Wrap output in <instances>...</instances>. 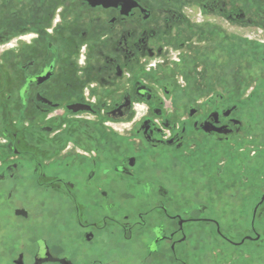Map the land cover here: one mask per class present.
<instances>
[{
    "label": "flooded vegetation",
    "instance_id": "1",
    "mask_svg": "<svg viewBox=\"0 0 264 264\" xmlns=\"http://www.w3.org/2000/svg\"><path fill=\"white\" fill-rule=\"evenodd\" d=\"M28 11L14 38L0 34L20 57L18 120L29 107L51 115L36 127L64 160L45 166L16 143L17 157L35 156L34 181L24 158L0 161V264H149L166 254L190 264L192 233L231 246L260 239L264 192L238 242L216 197L200 195L189 175L202 172L214 188L216 156L247 151L255 119L229 98V67L238 56L244 73L263 75L264 41L253 35L264 31V0H34ZM28 46L35 52L24 60ZM59 75L62 99L48 87ZM236 178L230 169L226 195Z\"/></svg>",
    "mask_w": 264,
    "mask_h": 264
},
{
    "label": "rangeland",
    "instance_id": "2",
    "mask_svg": "<svg viewBox=\"0 0 264 264\" xmlns=\"http://www.w3.org/2000/svg\"><path fill=\"white\" fill-rule=\"evenodd\" d=\"M33 3L34 0H9L5 9L2 8L3 5H0V34H5L11 39L14 38L17 32L16 23L21 18L29 20L31 15L34 14V12L28 11L29 4ZM236 31L240 32L239 30ZM248 34L251 35L250 30ZM253 36L257 40L264 41V31L259 35ZM235 43L233 41L232 46ZM252 44L256 45V43ZM252 44L247 42V47H251ZM15 46L16 43L13 41L7 45L0 44V161L4 162V159H7L6 162H12L17 160V158H24L25 160L22 164L29 166L28 171H31V177L33 168H30V166H36L35 156L28 154L24 157H17L13 151L16 143H18L17 148L19 149L36 152L39 158L38 161H41L45 166L52 164L54 159L56 160L57 158H62L60 162L63 163L64 158L60 155L54 156V152L51 151L52 140L46 135L39 133L36 127L49 122L51 115L40 116L29 107L27 112H24L26 120H18L20 106L16 93L22 83V75L18 67L20 57ZM7 48L8 50L6 51ZM34 52L33 47H26L23 51V59L29 58ZM241 60L238 56L232 58V63L229 67L231 68V90H229L228 94L232 101L243 102L244 107H247V115L255 119L253 130L248 135L247 151L245 154L243 153V159L247 158L246 167L244 168V160H241L238 155L225 156L224 154H218L215 161V171L213 172L215 181L211 180L215 186L214 188L211 186V189L207 187V179L206 177L203 178L202 172L198 171L199 173L189 175V180H193V182L197 181L196 179L199 180L200 188L198 192L200 195H204L206 198L209 196L216 197L215 203L213 204L212 202L211 205L216 208L215 212L222 223L223 229L238 242L241 241L244 234L251 233V209L259 195L264 192V72L259 77L244 73L241 68ZM221 66L216 68V81L217 83L219 81L220 84L224 81V77H227L224 76L223 67ZM205 79L208 80V77H205ZM62 81L63 79L59 75L55 83L48 85L49 89H51L50 87H53V89L58 87L61 90H57L55 93V96L59 99L65 98L66 95L62 91L65 89ZM241 85L246 87L241 88ZM58 112L56 111L55 113ZM84 116L90 115L84 114ZM250 136L253 138H250ZM256 151L260 152V154L253 156V152ZM204 158L201 157V160L198 161L202 162ZM230 159L232 163L229 167L228 162ZM239 161H242L243 164L242 162L239 163ZM261 164L262 169L260 168ZM201 168L204 169L202 163H199V169ZM230 169L233 173H236L238 182L237 187H232L233 196L226 195V188L223 187V183L226 182L225 177L230 172ZM245 171L247 172L246 178L243 176ZM31 180L34 181V177H31ZM41 180L47 181L49 178H42ZM185 182L187 183L188 181ZM244 182L247 184L246 190L239 187L240 183ZM187 190L189 189L184 190L186 199L190 198ZM244 217L245 219H243ZM255 225L261 235L260 239L255 242L246 241L241 246H231L217 235L212 240L206 235H201L197 238L192 233L190 247L184 250L183 258L190 264H264V205L255 221ZM198 230L201 231L203 229L198 227ZM137 264L139 263L137 262ZM149 264L176 263L166 254L154 256L149 261Z\"/></svg>",
    "mask_w": 264,
    "mask_h": 264
}]
</instances>
